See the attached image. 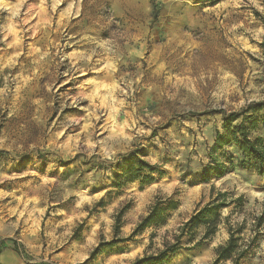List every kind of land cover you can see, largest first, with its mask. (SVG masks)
Here are the masks:
<instances>
[{
    "label": "rangeland",
    "instance_id": "obj_1",
    "mask_svg": "<svg viewBox=\"0 0 264 264\" xmlns=\"http://www.w3.org/2000/svg\"><path fill=\"white\" fill-rule=\"evenodd\" d=\"M262 16L264 0H0V264H131L219 193L214 232L186 230L162 264L210 263L230 228L238 264H264V175L216 145L231 113L264 137ZM129 153L152 182L121 175ZM158 197L163 224L95 251L119 209L123 239Z\"/></svg>",
    "mask_w": 264,
    "mask_h": 264
},
{
    "label": "trees",
    "instance_id": "obj_2",
    "mask_svg": "<svg viewBox=\"0 0 264 264\" xmlns=\"http://www.w3.org/2000/svg\"><path fill=\"white\" fill-rule=\"evenodd\" d=\"M262 22L264 25V16H262ZM264 45V34L262 41L260 43ZM261 122L264 124V103L258 104L255 110H262ZM247 109L245 110V112ZM238 113H231L224 119V127L226 128V133H218L216 136V145L222 146L224 144H229L233 142L239 149V151L244 154L248 159L250 164L257 170L258 174L264 175V137H249V128H253V122H250L249 126L244 125V120L247 118L243 116L240 122H237L235 125H231L234 121L239 118ZM147 168L152 171V167L148 164H145L139 158H137L134 153H129L123 159L121 165L122 176L127 177V180H139L140 184H147L152 182L153 177L150 172H143V168ZM219 169L209 167L203 169L201 172V180L206 181L209 178V174L214 172L216 175H223L224 168L220 164ZM121 184L117 183V187ZM219 197L212 198L208 203L202 206L197 210L193 215H191L188 220H186L180 227L179 233L173 235V241L163 240L162 248H159L155 253H151L140 258H136L131 264H162L168 257L169 254L176 252L180 247L181 237L184 235V232L191 231L199 225H204L205 234L209 235L214 232L217 223L220 221V215L217 213V210L224 206L221 196H224L225 193H219ZM100 203V202H99ZM174 201L171 197L163 199V197L156 198L149 206L145 215L141 216L138 222L133 227L131 233L126 238H116L119 227L121 226V217L123 214V208L119 209L116 214L113 215L114 224H113V233L114 237L107 242H100L96 247L95 251L100 249L110 248L114 245H117L124 240H129L133 236L142 232L145 228L150 226H159L164 223L165 215L164 212L167 209L174 208ZM234 229H229V237L227 241L217 246L215 249V257L208 264H218L221 260H232V264H238V259L242 257L243 250H239L238 241L239 236H235ZM152 237V234H151Z\"/></svg>",
    "mask_w": 264,
    "mask_h": 264
}]
</instances>
